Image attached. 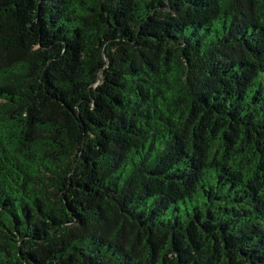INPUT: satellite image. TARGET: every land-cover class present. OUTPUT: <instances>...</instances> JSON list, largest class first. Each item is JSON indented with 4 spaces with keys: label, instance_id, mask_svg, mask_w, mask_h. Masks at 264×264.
I'll list each match as a JSON object with an SVG mask.
<instances>
[{
    "label": "trees",
    "instance_id": "16d2710c",
    "mask_svg": "<svg viewBox=\"0 0 264 264\" xmlns=\"http://www.w3.org/2000/svg\"><path fill=\"white\" fill-rule=\"evenodd\" d=\"M0 264H264V0H0Z\"/></svg>",
    "mask_w": 264,
    "mask_h": 264
}]
</instances>
